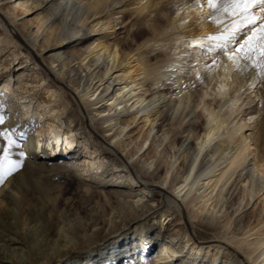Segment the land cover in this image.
<instances>
[{
  "label": "bare ground",
  "instance_id": "obj_1",
  "mask_svg": "<svg viewBox=\"0 0 264 264\" xmlns=\"http://www.w3.org/2000/svg\"><path fill=\"white\" fill-rule=\"evenodd\" d=\"M19 1L24 4L16 3L15 9L24 8L29 4V2H24L26 0ZM55 1H42V3H46L45 7L51 4L53 13L46 16L48 23H43L41 28L47 29V32L57 38L64 47L80 46L89 40L94 41L90 45L88 44L81 54L85 61V75L79 70V67H76L77 63L68 66V72L73 80L65 78L64 73L60 71L62 67L59 66L61 65L53 67L54 63L49 65L45 64V61L37 62L36 60L35 62L36 66H40L41 80L54 79L57 82L58 90H61L59 87L65 88L66 86L64 97L70 99L78 110L74 115L65 111L60 113L58 105L50 106V110L47 112L48 117L66 115V123L69 128L66 133L58 132L51 137L43 138L42 132L38 131L37 135L33 133L29 122L26 127L24 126L26 121L23 124L18 122L19 102L25 106L24 117H28L30 112L40 110L39 105L37 106L39 100L31 98L28 101V96L23 91L25 83L27 88H33L29 82H22L18 79L15 81L14 87H4L3 89L4 97L0 103V111L3 110L4 113H0V116L4 117L5 123L0 125V133L11 130L18 139L17 141L21 143L27 160V163L24 164V179L35 193L40 194L41 200L46 205L41 206L38 201L26 212L19 201V198L25 200L28 197V194L22 191L24 187L21 175H13L8 179L6 185L0 188V264H135L137 261L143 262L145 257H147V261L160 242L165 243L167 251H170L172 256L169 257L174 256L173 259H182V264L187 262L195 264L198 261H205L206 258L208 263L214 264L221 252V262H223V258H226L227 261L230 258H235L237 264H264V218L253 221L250 217H246L240 234L232 224H225L226 232L221 238L214 235L218 230L214 223L201 221L204 212H207V207L213 206L214 196L212 197V195L224 177H226L224 179L226 181L224 185H226L235 173L239 174L240 172L242 176L243 171L248 168V174L244 173L246 177L251 176L254 179L253 174L257 173L256 190L264 189V80L251 69L238 70L225 55L203 54L199 50L198 45L201 43L199 38L214 34L217 27L206 19L198 20L200 9L194 6L183 10L175 7L178 4H184L187 0H74V7L80 4L84 8L80 14L76 12V16L73 15L69 25L65 24L63 19L59 21L61 17L63 18L66 8H62L59 4L55 5ZM123 10L141 18L138 24L131 27L134 31V39L143 40L140 45H135L136 48L131 47L130 49L132 41L119 42L109 39L124 28L120 22ZM208 12L209 10L205 6L203 8L204 16H207ZM71 25L76 26L72 33L69 32ZM0 27L12 35L22 47L30 51V59H36V38L31 40L33 35L27 36L23 33L13 15H5L0 11ZM39 37L40 31L37 30V38ZM203 42L208 43L207 41ZM168 53H172L170 58L160 63L158 67H154L153 60H158ZM14 58L16 59V57ZM210 60L216 61L215 66L220 74L218 72L215 75L214 69L211 75L201 73ZM191 65L195 68L193 80L198 81L189 82L183 77L182 73ZM237 71L238 75L235 73ZM233 73L237 75L240 88L236 92L240 94L246 87L244 90H251L250 94L253 96L247 103H245V98H241L239 101L237 100L236 104L226 102L216 105L215 108L218 110L207 117V133L202 140L197 133L200 125L194 124L192 130L185 128L183 131L176 127L178 132L173 135L175 138L171 139L169 143L176 144V141L182 138L180 150L189 152L187 156L190 157V161L192 160V166L190 165V168L189 164L185 166L184 181L179 182L172 175L170 185L166 188L167 177L163 179L160 176L164 162H160L155 173L149 174L147 169L143 170L144 165L140 166L141 157L133 160L138 155L140 147L134 148L130 153L131 144H127L125 139L128 133H125V128L130 124L125 116H131L133 110L135 108L139 110L149 98L148 106L139 112H142L143 109L147 110L149 107L156 108L157 102L153 97L158 96L159 100L163 99L162 104H166L165 107L169 109L157 126L158 129L154 136L163 131L165 133L166 126H171L172 129L173 126L182 125V116L176 108L177 103L182 100L185 104L189 96L197 90V83L199 86L207 88L206 97L213 96L211 90L213 86H217L219 92L224 95V83L218 80H229ZM7 94H13V98L10 99L8 107L5 106L1 109ZM46 94L48 102H44L43 105L57 102L60 98L59 95L50 91ZM226 105L230 107L227 114L223 110ZM253 107L256 108L254 118L259 120V129L251 131L250 123H241L235 133V135L240 134V137L237 140L231 137L233 140L228 139V144L224 146V141L221 138H227V134L230 132L229 120L236 116L240 118L239 121L244 122L245 119L241 118L245 116L248 109ZM171 110H174V113H170ZM91 111L95 112L94 117L98 118V121L93 123V125H97L96 128L91 127L93 125L89 121L92 120L88 116L92 114ZM192 112L190 109L186 112L185 117L190 116ZM44 115L42 112L40 113V117ZM31 121L33 124L37 122L34 118L30 119ZM118 121H120L119 124ZM122 124L126 126L122 128ZM117 126V130L114 131ZM57 129L60 128L57 127ZM87 131H89L88 141H96V144L97 141L101 142L102 144L98 143L96 147H101V150L112 158H109L112 175L120 177L119 180L112 181L111 179L107 182L97 183V187L110 186L116 189L114 191L117 197H115V205L117 204L118 207L113 213L117 219L108 224H106L108 220L100 224L96 221L92 231L85 230V236L74 238L73 235L79 230V227H73L85 218L80 216H82L81 213L85 214L86 209L81 210L80 213H72L73 206L70 201H67L68 203L62 210L60 205L63 201V194L51 196L54 193L49 187L45 188V183L56 180V178L66 181L65 184L67 181L82 182L81 167L72 161L70 154H59L60 148L57 150L56 148L63 145L64 150L71 148L74 139L67 140L68 137L72 135L74 138L77 134H85ZM111 132L113 133L109 135ZM187 132L189 134L185 136ZM21 133L24 134L23 140L20 139ZM148 138L144 139L143 144L147 142ZM3 144V136H0V145ZM193 148L194 151L191 153ZM203 154L198 172L203 170L207 164L212 163V159L217 154L218 156L215 160L213 159L214 164L210 165V167H214L213 170L206 173L209 172L206 171V168L198 174L197 179L209 174L212 176L216 167L218 169L225 163L227 165L218 169L220 174L216 172L217 175L211 177L208 182L210 185L215 177H219L214 183L212 182L210 187L212 190L205 196V198L210 197L208 199L203 197L206 202L193 205L194 200H184V197L190 192V188L193 189L191 185L196 178L190 182L193 164ZM107 155L104 158H108ZM229 155L231 156L229 157ZM55 159H58L56 165L53 163ZM85 161L82 162L85 163ZM86 163L91 164L89 161ZM48 164H50V169L47 167ZM251 164L253 169L249 172ZM138 173L142 175L139 176ZM259 174L262 175L261 180L258 178ZM83 189L84 193H91L92 185L84 184ZM245 194L252 196L253 192L245 189ZM210 201L212 203L208 206ZM183 202L186 205H192L193 210L201 203L203 205L196 208L198 210L195 211L200 210V212L194 216L186 209L188 206L184 207ZM218 204L214 207H218ZM163 206L167 210L161 215L160 221L154 223L147 230L142 229L140 226L142 219L155 213L156 208ZM46 208L56 212L58 217H63L66 221L62 222L68 224L59 226L57 234L62 236H58L57 240L52 237L55 235L54 227L53 225L49 227L50 221L44 210ZM261 211L264 212V201ZM175 214L178 215V221L181 223L173 227L170 236H163L161 232L165 231L166 227L174 226L171 222ZM70 217L73 218L67 220ZM156 225L157 227H155ZM134 228L135 230H133ZM180 233L182 235L178 240H182L184 241L182 243L192 247V253L185 254L184 248L177 245L178 240L175 241V237ZM231 234L233 239L225 240L223 238ZM221 249L223 250L221 251ZM201 253L206 258L203 256L200 258Z\"/></svg>",
  "mask_w": 264,
  "mask_h": 264
},
{
  "label": "rangeland",
  "instance_id": "obj_2",
  "mask_svg": "<svg viewBox=\"0 0 264 264\" xmlns=\"http://www.w3.org/2000/svg\"><path fill=\"white\" fill-rule=\"evenodd\" d=\"M43 0H26L24 2H29V4L24 7V8H18L15 9L14 7L16 6V3L18 4H24L22 1L19 0H1L0 1V11H2L3 14H8L10 16L13 15L15 19H17V24L20 26L22 29V32L25 33L27 36L33 35L31 40L36 38L35 42V51L37 53L36 59L32 60L30 59V51L28 49L22 47L20 43L14 39V37L3 28L0 27V103L2 98L4 97L3 94V89L4 87H14L15 81L20 79L22 82H29L33 88H27L26 83H25V89L23 90L25 92V95L28 96L27 100L29 101L31 98H37L38 103L37 106L39 107V111L35 112H30L27 116H23L24 113V108L25 106L19 102V111L17 112L18 116V122L20 124H23L25 121L24 126H32L33 133L37 135V132L40 131L42 132L43 138L46 136H53L56 133H66L69 128H68V123L67 119L65 118L64 115H59L57 117H48L49 114L47 113L50 110V106H59L60 113L65 111L67 113H71L76 115L78 110L75 108V106L72 104L70 99H65L64 97V92H66V86L64 87H59L56 88L57 82L54 81L52 78H46L41 80L40 76V66H36L35 62H44L45 64L51 65L54 63L53 67L57 65H61L59 67L60 71H62L65 75V78L68 80H73L71 77V74L69 71V65L71 64H76V67H79V70L83 72L85 75V61H83L84 57L81 56L88 46L90 45L93 41L89 40L87 42H84L80 46L74 45V46H63L60 41H58L57 38H54V36L50 35L47 32V29L41 28L43 23H48V19L46 16L49 13H53V8H51V4L45 7L46 3H42ZM55 5L59 4L62 6V8H66L63 14V18L61 17L59 21L63 19V22L65 24L69 25L70 19L73 17V15L76 16V12L80 14L83 11L84 6L77 4L74 7L75 1L74 0H56ZM67 5V6H66ZM81 8V9H80ZM79 10V11H78ZM81 11V12H80ZM123 15L120 17L121 20V25L124 26L117 35H113L109 37L110 40H118L120 41H132L133 44L131 43L130 49L136 48L135 45H140L143 40H136L134 39V31L131 29L132 26L135 24H138L139 21L141 20L140 17L136 15H132V13H129L128 11H122ZM75 25H71V29L69 32L74 31ZM37 30L40 31V37L37 38ZM43 32V34H42ZM96 39V38H95ZM172 53H168L160 57L158 60H153V65L154 67H158L160 63L163 61L167 60L170 58ZM16 57V59L14 58ZM56 62V63H55ZM79 62V63H78ZM82 62V63H81ZM158 62V63H156ZM177 65V64H176ZM194 65V64H193ZM189 66L185 69V71L182 73L183 77L185 80H188L189 82H195L198 80H193L194 78V71L195 68L192 66ZM81 67V68H80ZM83 67V68H82ZM206 68V69H205ZM204 71L201 72L204 75H211L212 72L220 74V71L216 68L215 65H213V61L210 60V62H207V65L205 66ZM58 69V68H57ZM214 69V70H213ZM78 71V70H75ZM238 75V71L235 72ZM233 73L229 78V80H218L224 83V91L225 94L219 92V89L217 86H213L211 89L213 92V96L211 97H206L205 93L207 91V88L205 86H199V83H197V90H195L194 94L189 96V99L185 101V104L183 101H179L177 103L176 108L178 109V113L181 114L182 116V125L178 124L177 126H173L171 129V126H166L165 127V133L160 132L156 136L155 133L157 131V126L161 123V119L163 116L166 114L168 111V107H165L166 104H162L163 99H158V96L153 97V99L157 102L156 108L149 107L147 110L143 109L142 112H139L142 110V108L148 106V102L150 101V98L142 104L139 110H133V114L131 116H125L127 118V121L129 122V126L125 128V133H127L125 139L127 144L130 145V153L135 149L139 148V153L137 156L134 157L133 160H135L137 157H141V162L140 166L144 165L149 174L155 173L156 167L160 164V162H164V167L163 171L161 172L160 176L164 179L167 177L165 186L170 185V179L171 176L176 177L178 181L182 182L184 181V177H186V167L189 164L192 166V160L190 161V157L187 156L189 153L188 151L186 152L185 150H180V145L182 142V138H179L176 142V144H171L169 141L171 139H174L173 135L178 132V129L180 131H183L185 128H190L191 130L193 129L194 124L200 125V128H198L197 133L201 137V140L204 138V135L208 126L207 123V117L211 116V113L216 112L218 109L215 108L216 105L219 104H225L228 102L229 104H236L237 100L239 101L241 98H245V103L249 102L250 98L253 96V94H250L251 90H244L246 89L243 88L241 93H237L240 88L238 87V82H237V75ZM218 76V75H217ZM241 79V76H239ZM76 84V83H75ZM77 85V84H76ZM148 85V84H147ZM149 86H151V83H149ZM63 88V90H62ZM148 86L146 87V89ZM53 92L55 95H59L60 98H58L57 102L49 103L47 105H43L44 102H48L47 99V92ZM19 94L18 92H16ZM249 93V95H248ZM6 95V94H5ZM13 94H7V97H5L4 102L2 103L1 109L4 108L5 106L10 103V99L13 98ZM140 96V95H139ZM247 97V98H246ZM216 100V102H214ZM235 100V101H234ZM232 101V102H231ZM12 102V101H11ZM59 102V103H58ZM217 103V104H216ZM41 106V107H40ZM8 107V106H7ZM174 109V108H173ZM190 109H192V114L186 116V112H188ZM215 109V110H214ZM230 107L226 105V107L223 109L224 113L227 114L228 110ZM255 107L250 108L247 110L245 116H243L241 119H245L244 122L239 121L240 118L233 116L229 122H228V128L230 132L227 134V138H221L224 141V146L228 144V139H236L240 137V134L235 135L237 132L239 126L241 123H250V130L254 131L259 129V120L258 118H254V113H255ZM44 110V111H43ZM132 111V110H131ZM174 110H171L170 113H174ZM45 114L44 116L46 117H40V113ZM92 112V111H91ZM0 113H4L3 110L0 111ZM59 113V114H60ZM118 114V113H117ZM116 114V115H117ZM216 114V113H215ZM95 112H92L91 115L89 116V119L91 118L92 120L90 124L93 125L96 120L98 121V118L94 117ZM91 116V117H90ZM27 117V118H26ZM236 117V118H235ZM6 118V117H5ZM24 118V119H23ZM34 118V120H37L35 124L30 122V119ZM118 119L121 117H117ZM125 118V119H126ZM186 118V119H185ZM28 119V120H26ZM254 122V123H253ZM31 123V124H30ZM120 121H118V124ZM191 124V125H190ZM95 126V127H94ZM97 125H93L91 127L96 128ZM120 126V125H119ZM126 125H121L122 128H124ZM191 126V127H190ZM57 127L60 129L58 130ZM178 127V129L176 128ZM118 128L115 127L114 131H116ZM68 129V130H67ZM57 130V131H56ZM113 131V132H114ZM113 132L109 133L112 134ZM88 134L89 131L85 132V134H77L74 138L71 135L68 137L67 140H72L74 139V144L71 148H68L64 150L63 146H59L56 148L60 150L58 153H64V154H70V158L72 159L73 162L79 165L81 167V180L82 182L76 181L75 183H71L69 181H60L59 178H56V180L50 181L48 183H45V188L49 187L52 189L54 194H51V196H57V194H63V201L60 205V208L63 210L65 208V204H67L69 201L71 205L73 206V211L72 213H80L81 210L86 209L85 214L81 213L82 216L81 218H84L81 220L79 224H75V226L72 227H79V230L74 233V238L76 237H83L85 236V230L87 231H92L93 226L95 225V222L97 221L99 224L103 223L104 221H107L110 223L111 221L116 220V215L113 213L118 206L115 205L116 199H115V194L114 191L116 190L115 188H111L110 186L108 187H97V183H102V182H107L112 179V181L119 180L120 177L118 176H113L112 175V166L111 162L109 160L112 159L110 155H107L105 151L101 150V147H96V145L102 144L101 142L97 141H88ZM189 132L185 134L188 135ZM15 135V134H14ZM235 135V136H234ZM154 136V137H153ZM15 137V136H14ZM149 137V138H148ZM177 137V136H176ZM230 137V138H228ZM232 137V138H231ZM100 138V137H99ZM147 139V142L143 144L144 139ZM16 139V137H15ZM42 139V138H40ZM87 139V140H86ZM227 139V140H226ZM232 139V140H233ZM18 140V139H17ZM66 140V141H67ZM221 141V140H220ZM228 141V142H227ZM5 143V141H4ZM66 143V142H65ZM152 145L150 146V144ZM234 141L231 143L233 145ZM143 144V146H142ZM76 147L74 148V146ZM237 145V144H236ZM235 145V146H236ZM104 146V145H103ZM105 147V146H104ZM19 149L15 150V156L18 158L19 157ZM24 151V150H23ZM194 148L191 153H193ZM185 152V153H184ZM220 152V151H219ZM220 154V153H218ZM218 154L213 158L214 160L217 158ZM233 154V152H232ZM107 155L108 158H104ZM204 154L198 157V160L194 162L193 170H192V177L190 178V182L195 178L194 180V185L192 190L190 188V192L186 194V198L184 197V200H194L195 205L196 203H205L206 200L210 196L206 197L210 192H211V185L214 183V181L219 178L215 177L213 179V183L211 182L210 185H208V182L211 180V177L217 175L218 173L220 174V169L223 168V166L227 165L225 163L222 165L220 168L217 169V167L214 169L212 176L205 175V176H200L198 178V174L202 171H204L206 168V173H210V170H213L214 167H210L214 160L212 159V163L207 164L203 170L199 171V167L201 164V160L203 158ZM231 155H229L230 157ZM210 157V156H209ZM210 159V158H209ZM58 159L53 160V163L56 165ZM89 161L91 164H87L86 161ZM208 160V158H207ZM82 161H85L82 162ZM27 163L26 157L24 158V164ZM214 164V163H213ZM224 166V167H225ZM253 165H249V172ZM25 167V166H24ZM24 167L16 174L21 175V180L23 184V192L28 194V197L25 198V200H21L19 198L21 206L28 212L34 204H36L38 201L40 202L41 206H45L44 202L40 198V194L35 193V191L29 186L28 182L24 179L25 173H24ZM48 169H50V164H48ZM85 167V168H84ZM90 169V170H89ZM218 171H217V170ZM246 171V172H245ZM243 171V174H248V168ZM217 172V174H216ZM205 173V174H206ZM14 174V175H16ZM102 174V175H101ZM241 173H235L233 175V178L230 179V182H228L226 185L224 183L226 182L224 177L222 179V184L218 185V188L215 190L213 193L212 197L213 198V206H210L212 201L209 202V207H207L206 211L203 214V217L201 218V221L204 223H214L215 226H217L218 230L214 233L215 236L222 237L225 235L226 228L225 226L228 224H232L240 234L242 232V227L244 225V221L246 217H250L253 221L257 220L258 218H264V212L262 213L261 208L262 204L264 201V189L262 191H257L256 190V175L257 173L253 174L254 179L251 178V176L246 177V175ZM139 176H141V173H138ZM252 175V174H251ZM261 174H259L258 178L261 180ZM11 178V177H10ZM69 180V179H68ZM224 180V181H223ZM264 181V180H263ZM92 185V192L91 193H84L83 185L84 184ZM206 183V184H205ZM205 184V185H204ZM65 185L67 186L65 188ZM201 185V186H200ZM207 185V186H206ZM223 185V186H222ZM199 186V187H198ZM80 187V188H79ZM198 187V188H197ZM224 187V188H223ZM210 190H209V189ZM222 189V191H221ZM245 189L251 190L253 192L252 196H247L245 194ZM81 190V191H80ZM199 190V191H198ZM83 191V192H82ZM221 191V193H220ZM60 192V193H59ZM192 192V193H191ZM19 197V196H18ZM205 199H204V198ZM117 198V197H116ZM252 198V199H251ZM204 199V200H203ZM219 200V201H218ZM68 201V202H67ZM187 201V202H188ZM205 201V202H204ZM218 201V202H217ZM186 202V201H185ZM183 202L182 204L186 209L194 216H197V214L200 212V210L197 212L195 210H198L199 206H202L203 204L201 203L199 206L195 208V210L192 209V205L189 206L188 204ZM217 203L218 207H214ZM186 205V206H185ZM156 207V206H155ZM209 208V209H208ZM45 214L47 218L50 221V226L53 225V230L54 234L52 237L54 240H57L60 236L57 234L59 230V226L61 224H66V221L63 217H58L56 215V212L53 210H50L48 208L44 209ZM166 207L163 206L161 208H156L155 213L150 214V216L145 217L142 219V222L140 223V226L142 229H148L150 228L154 223H158L160 221V217L163 213L166 212ZM71 213V214H72ZM73 217L68 218L67 220L72 219ZM78 218V217H77ZM181 222L178 221V215L175 214L173 216V221L171 224L174 226H168L166 227V230L162 231L161 234L163 236H170L171 230L173 227L179 225ZM71 224V223H69ZM162 224V223H161ZM226 224V225H225ZM157 227V225L155 226ZM72 228V229H73ZM225 228V229H224ZM135 230V228L133 229ZM241 231V232H240ZM158 232V230H157ZM156 233V232H155ZM182 233H180L178 236L175 237V241L180 238ZM59 236V237H58ZM233 235H226L223 238L225 240H231L233 239ZM241 238V237H240ZM80 239V238H78ZM181 241V242H180ZM177 245L179 244L180 247L184 248L185 254H190L192 253V247L185 245L184 241L178 240ZM184 244V245H183ZM46 246V245H45ZM43 246L44 248H46ZM223 249H221L222 251ZM200 258L203 256V258H206L203 253L200 254ZM170 254V251H167V247H165V243L160 242L157 245V248L151 253L149 256L148 260L146 261L145 257L143 259V262H136L135 264H182V259H173V257ZM226 257V254H225ZM163 258V260H161ZM222 258V252L219 255V258L214 262V264H237V259L235 258H230L228 261L226 258H223V262H221ZM227 261V262H226ZM184 264H190V263H184ZM195 264H210L208 263V259L206 258L205 261L203 262H197Z\"/></svg>",
  "mask_w": 264,
  "mask_h": 264
},
{
  "label": "snow or ice",
  "instance_id": "obj_3",
  "mask_svg": "<svg viewBox=\"0 0 264 264\" xmlns=\"http://www.w3.org/2000/svg\"><path fill=\"white\" fill-rule=\"evenodd\" d=\"M193 6L200 9L198 20L206 19L217 27L214 34L199 38V50L203 54L225 55L238 70L251 69L264 80V0H187L175 7L183 10ZM205 6L209 10L207 16L203 14ZM4 123V117L0 116V125ZM0 136L5 141L0 145V188H3L24 167L26 153L11 130H5ZM20 139H24L23 133ZM16 149L20 150L18 158Z\"/></svg>",
  "mask_w": 264,
  "mask_h": 264
}]
</instances>
